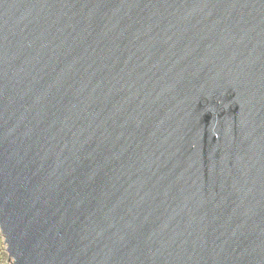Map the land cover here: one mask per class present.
Instances as JSON below:
<instances>
[{
  "label": "water",
  "instance_id": "obj_1",
  "mask_svg": "<svg viewBox=\"0 0 264 264\" xmlns=\"http://www.w3.org/2000/svg\"><path fill=\"white\" fill-rule=\"evenodd\" d=\"M12 264H264V0H0Z\"/></svg>",
  "mask_w": 264,
  "mask_h": 264
},
{
  "label": "rangeland",
  "instance_id": "obj_2",
  "mask_svg": "<svg viewBox=\"0 0 264 264\" xmlns=\"http://www.w3.org/2000/svg\"><path fill=\"white\" fill-rule=\"evenodd\" d=\"M13 259L9 258V252L7 250V243L5 242V237L0 228V264H12Z\"/></svg>",
  "mask_w": 264,
  "mask_h": 264
}]
</instances>
